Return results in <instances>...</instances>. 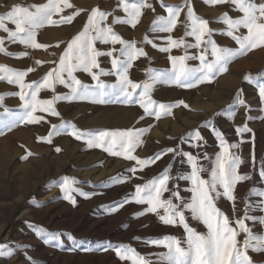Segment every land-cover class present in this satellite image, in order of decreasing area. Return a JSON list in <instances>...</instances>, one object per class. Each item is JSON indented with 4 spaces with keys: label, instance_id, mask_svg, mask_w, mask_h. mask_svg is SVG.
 Returning a JSON list of instances; mask_svg holds the SVG:
<instances>
[{
    "label": "rangeland",
    "instance_id": "1",
    "mask_svg": "<svg viewBox=\"0 0 264 264\" xmlns=\"http://www.w3.org/2000/svg\"><path fill=\"white\" fill-rule=\"evenodd\" d=\"M45 2L46 0H0V15L7 13L15 5L29 6ZM69 2L73 7L64 9L60 15H71L76 10H81L72 23L46 25L38 30L37 40L39 43L49 45L47 50L26 48L18 42H9L7 33L0 30V37L5 38L4 47L7 52V54L0 52V65L17 70L34 67L35 71L29 73L25 80L39 81L55 66L51 61L58 62V57L63 53L67 43L83 29L94 8L114 13V16L125 17L123 10L118 8V0H69ZM148 2L153 5L155 11L145 8L140 23L135 28L126 24H113V15L108 16L105 21L123 39L135 41L136 46L147 54L135 60L129 70V78L134 82L145 81L148 78L147 69H170L169 56L185 55L183 47L173 48L169 52L160 50L168 46L166 40L168 35L176 39L184 37L187 44L195 43L194 37L184 36L187 7L181 11L179 23L172 33L153 32L150 31L152 21L158 15H167V12L161 7L160 0ZM184 2L185 0H163L165 5H183ZM256 2L261 3L264 0ZM191 4L195 14L209 22V27L214 30L212 39L218 46L238 48L230 37L219 34L226 30V25L217 22L224 13L233 19L242 15L234 6L211 5L205 3V0H191ZM53 18L59 20L60 16ZM6 24L9 29H15L10 22ZM240 31L246 34L245 29ZM145 36L153 43H145ZM96 47L106 52L113 47L119 49L121 46L96 42ZM202 48L203 46L200 49L189 47L187 54L197 56ZM23 52H27L28 55L21 56ZM208 59H212L210 49ZM36 60L44 63L36 65ZM98 61L102 69L111 71V57L101 56ZM186 63L190 67L199 66V60L195 59H189ZM249 74L253 77L258 74L264 76V47L233 59L228 64V71L216 75L211 82L200 83L191 88L157 82L150 93L152 99L158 103L172 105L183 101L188 105L173 107L170 114L161 115L159 120L154 116H146L138 104L122 103V97L109 94L103 97L105 103L93 102L94 97L61 99L54 104L59 116L38 112L37 115L45 116L46 122L18 123L11 130L0 129V198L4 205L13 210V215L26 205L31 213L24 222L14 225L9 239L3 241L0 239V244H7L13 249L11 257H0V260L5 259L7 264H32L33 261L35 264H130V261L120 260L112 248L108 251L103 250L109 244L113 247L125 244L155 261L156 256L150 254L164 252L166 249L149 245L145 241L150 238H162L165 235H175L180 239L185 236L182 226L164 225L154 213L137 216L136 213L144 211L148 206L135 203L132 195L136 184L145 183L171 164L173 180L170 181L169 187L175 188L178 185L181 195L185 199L189 198L191 193L187 189L191 187L190 183L178 179L180 175L191 170L186 158L176 156L173 159V155L168 153L155 164L146 166L143 171H138L136 176H132L127 169L135 166V161L110 155L101 148H89L84 140H77L67 134L71 129L54 135L50 143L39 139L48 136L51 125H60L62 122H70L81 131L149 129L141 136L143 143L136 148L133 155L148 158L169 147L178 146L181 151L198 156L199 162L206 167L211 165L215 160V154L220 151L219 140L212 130L213 127L223 134L229 144L240 143L243 140L240 148L232 151L244 160L240 167L241 173H248L251 179L237 185L235 215L243 214L245 199L253 205L250 215H264L255 208L260 198L249 194L252 188L257 191L264 190V179L259 175L260 169L264 167V118H261L264 117V112L260 110L264 105L260 102L255 85L244 80L245 75ZM74 75L85 85L94 86L97 83L83 71H77ZM116 81L115 75L100 76V82L105 85L115 84ZM54 88V92L42 89L39 98L46 100L54 95H70V89L63 84H56ZM240 90L241 98L251 106V111L233 103ZM18 91L17 85L0 79V95L4 96V105L16 113L21 111V102L18 96L11 94ZM139 91L140 89H137V93ZM230 105L232 107H229ZM2 112L3 108H0V113ZM232 112H235L234 117L230 115ZM141 116H144V119L141 120ZM249 116L251 119H248ZM4 119L5 117L0 115V120ZM245 123L252 131L238 135L236 128L242 127ZM197 129L204 138L200 142L201 147H194L197 141L187 136L189 132ZM57 148L60 149L59 152L56 151ZM204 153L208 154V160L203 159ZM63 177L75 178L77 183L73 186L89 193L90 198L73 192L75 204L63 199L64 193L60 187ZM112 177H121L125 182H114ZM168 197L169 193H165L164 198ZM120 203L124 206L113 211ZM217 204L229 217H233L231 202L221 198ZM159 211L163 214V209ZM185 214L191 227L200 232L206 231L202 223L193 220L189 213ZM2 224L0 219V225ZM248 224L254 234L264 233V226L259 223L253 224L248 221ZM39 228L62 233L61 243L45 242L46 237L40 235ZM7 231L2 228L0 237L7 235ZM69 235L74 238L75 243L69 239ZM243 238V234L238 237L241 241ZM248 254L254 264H264V252L249 250ZM100 257L105 259L100 261Z\"/></svg>",
    "mask_w": 264,
    "mask_h": 264
},
{
    "label": "snow or ice",
    "instance_id": "2",
    "mask_svg": "<svg viewBox=\"0 0 264 264\" xmlns=\"http://www.w3.org/2000/svg\"><path fill=\"white\" fill-rule=\"evenodd\" d=\"M205 3L211 5L231 4L236 11L242 14L233 19L224 13L217 21L226 25V30L219 34L230 37L238 45V48L232 49L217 45L212 39L214 30L209 27L207 20L195 14L191 0H185L183 5H165L163 0H160L161 7L166 10L167 15H158L152 21L150 31L172 33L179 23L181 11L187 7L184 36L194 37L195 43L187 44L184 37L176 39L172 35H168L166 37L168 46L160 50L169 52L173 48L183 47L185 55L169 56L170 69H147L148 78L142 82H134L129 78V70L135 60L147 54L142 48L136 46L135 41L123 39L105 21L108 16L113 15V24H126L135 28L140 23L145 8L155 11L153 5L148 0H118V8L125 13L124 18L94 8L83 29L67 43L63 53L58 57V62L56 60L51 61L55 66L41 80L26 82L25 78L29 73L35 71L34 67L17 70L0 65V79L18 86L19 91L11 95L18 96L21 102V111L16 113L4 105V96L0 95V108H3L0 115L5 117L4 120H0V129L11 130L18 123L39 124L42 121L46 122L45 116L37 115L38 112L59 116L60 114L56 111L54 104L61 99L94 97L93 102L105 103L103 97L114 94L123 98L122 103L138 104L146 116H154L157 120L163 114H170L171 109L175 106L184 105V107H188L183 101H178L175 105L158 103L152 99L150 94L153 86L157 82H164L182 88H191L200 83L211 82L216 75L228 71V64L233 59L256 48L264 47V2L257 3L256 0H205ZM72 7L73 5L69 0H46L45 3L29 6L15 5L7 13L0 15V30L7 33L9 42H18L26 48L47 50L50 46L39 43L37 40L38 30L46 25L72 23L81 10H76L71 15H60L64 9ZM54 16H60L59 20L54 19ZM6 22L13 24L15 29H9ZM241 29H245L246 34L242 33ZM96 42L113 46L120 45L121 47L119 49L113 47L105 52L97 49ZM144 42L153 43L147 36H145ZM4 44L5 38L0 37V52L7 54ZM56 46L59 47V44ZM202 46L199 55L189 56L187 54V48L200 49ZM209 49L211 60L208 59ZM114 53H118V55H114ZM27 55V52L21 54V56ZM101 56L111 57V71H105L100 67L98 58ZM189 59L199 60V66H188L186 61ZM42 63L44 62L40 60L35 61L36 65ZM77 71L88 73L92 80L97 81L96 85L83 84L74 75ZM101 75H115L117 81L115 84L105 85L100 82ZM244 80L255 85L258 89L260 102L264 105V76L258 74L253 77L249 74L245 75ZM56 84H63L68 87L70 95H54L51 99L46 100L39 98L42 89H49L54 92ZM137 89H140L139 93H137ZM241 92L242 90L237 92L233 103L251 111V106L241 98ZM260 110L264 112V107ZM230 115L234 117L235 112L230 113ZM140 119H144V116H141ZM248 119L251 117L249 116ZM67 129H71L67 134L77 140H84L89 148H101L110 155L135 161V166L127 169L132 176H136L137 172L143 171L146 166L155 164L168 153L173 155V159L176 156L186 158L191 168L190 172L178 177L180 180L188 181L191 185L187 189L191 193L187 199L181 195L178 185L175 188L169 187L170 181L173 180L171 164L165 167L159 175L143 184H136L135 192L132 195V200L135 203L148 206L144 211L136 213L137 216L154 213L164 225L182 226L185 232L183 239L165 235L162 238H150L145 241L149 245L166 249L164 252L150 254V256H156L155 261L141 255L125 244H118L114 247L109 244L103 249L104 251L112 248L120 260L130 261V264H254L248 254L249 250L257 253L264 252V233L254 234L248 224V221H251L253 224L259 223L264 226V215H250L253 211V205L248 199L243 201V214L235 215L238 199L236 196L237 185L251 179L248 173H241L240 167L244 160L232 151V149H239L240 143L244 142L243 140L240 143L229 144L223 134L213 127L212 130L219 140L220 151L215 154V160L212 161L211 165L206 167L199 162L198 156L191 152H183L178 146L169 147L165 151L155 153L148 158H139L133 155L136 148L143 143L141 136L149 130L145 128L81 131L70 122H62L60 125H51L48 136L39 139L50 143L54 135L62 134ZM251 131L247 123L236 128L238 135ZM187 136L189 139L197 141L194 147L202 146L200 142L204 138L198 129L189 132ZM56 151L59 152L60 149L57 148ZM203 159H209L207 153L203 154ZM252 161L254 164V153L252 154ZM259 175L264 179V167L260 169ZM111 179L114 182H125L121 177H112ZM76 183L75 178L63 177L60 184L61 191L64 193L63 199L73 204H75L73 192H79L81 196L90 198L89 193L80 191L73 186ZM165 193H169L168 198H164ZM249 194L260 198L257 200L255 208L264 213V190L257 191L252 188L249 190ZM221 198L232 203L233 217H229L218 207L217 202ZM123 206L124 204L120 203L113 211ZM160 209H163V214L160 213ZM186 212L190 214L193 220L202 223L206 231L200 232L191 227ZM38 231L41 236L46 237L45 242L61 243L62 233L49 232L44 228H39ZM241 234L244 236L242 241L238 239ZM69 239L75 243L74 238L70 235ZM12 255L13 249L9 245L0 244V257L8 258ZM29 259L31 260L30 257ZM32 264L35 262L33 261Z\"/></svg>",
    "mask_w": 264,
    "mask_h": 264
},
{
    "label": "bare ground",
    "instance_id": "3",
    "mask_svg": "<svg viewBox=\"0 0 264 264\" xmlns=\"http://www.w3.org/2000/svg\"><path fill=\"white\" fill-rule=\"evenodd\" d=\"M230 6H233L231 4H229ZM232 9V8H231ZM13 210L8 208L6 205H4L2 203V199L0 198V219L2 221V225H0V231L2 228H5L6 230H8L6 233L7 235L5 236H1L0 239L3 240H7L9 239V234L12 230V228L14 227V225H16L17 223H21L24 222L26 220V218L30 217L31 213L30 210L27 209V205L25 207H23L17 214L13 215ZM33 218V217H32ZM21 231V230H20ZM1 233V232H0ZM175 236V235H174ZM41 250V249H40ZM19 252V251H18ZM108 255V254H107ZM64 256V255H63ZM98 256V255H97ZM60 257V256H59ZM77 257V256H76ZM61 259V258H60ZM73 259V258H72ZM76 259V258H75ZM105 259L104 257H100L99 260H103ZM66 260V259H65ZM84 260V259H83ZM56 261V260H55ZM12 263V262H11ZM0 264H7L1 259L0 260ZM10 264V263H9ZM69 264V263H68Z\"/></svg>",
    "mask_w": 264,
    "mask_h": 264
}]
</instances>
